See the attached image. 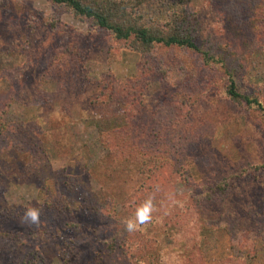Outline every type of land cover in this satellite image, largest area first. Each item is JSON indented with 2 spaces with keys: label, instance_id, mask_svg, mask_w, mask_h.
<instances>
[{
  "label": "rangeland",
  "instance_id": "rangeland-1",
  "mask_svg": "<svg viewBox=\"0 0 264 264\" xmlns=\"http://www.w3.org/2000/svg\"><path fill=\"white\" fill-rule=\"evenodd\" d=\"M190 6L196 42L230 49L240 90L264 104L263 20L238 18L233 1ZM135 12L163 21L166 0ZM99 80L111 81L105 95ZM222 82L194 53L157 45L141 56L50 0H0V119L33 146L0 151V209H68L0 221V232L33 233L22 248L0 240V264H19L32 244L44 264H63L67 243L66 264H91L111 239L133 264H264V116L222 97ZM147 200L151 221L126 230ZM180 204L195 231L172 227Z\"/></svg>",
  "mask_w": 264,
  "mask_h": 264
},
{
  "label": "trees",
  "instance_id": "trees-1",
  "mask_svg": "<svg viewBox=\"0 0 264 264\" xmlns=\"http://www.w3.org/2000/svg\"><path fill=\"white\" fill-rule=\"evenodd\" d=\"M50 1L55 5L65 6L77 19L87 21L89 25L104 30L110 35L112 41L120 42L123 46L139 52L141 56L149 54L157 45L172 46L194 53L200 63L209 68H215L221 73L223 78L221 86L222 97L239 105L245 110H249L250 112L254 111L259 115L264 116V104L259 97L253 92L240 90L237 69L234 66L236 57L232 54L230 49L224 45L212 42H196L197 19L196 14L191 10V0H166V17L163 21H158L154 18L145 20L140 14L135 12V7L145 0ZM232 1L236 4L237 8H235L236 11H234V13L239 14L238 18L241 17L242 12H248L247 14H244L246 16L244 21H247L251 16L253 18L251 19V22L260 19L264 22V0H227L229 3ZM228 15L230 16L231 14ZM238 18H236V21H238L237 23H239ZM96 84L97 91L100 93L102 92L104 95L106 94L105 90H103L105 85L109 84L107 87L110 88L112 85L110 80H99ZM13 132L9 126L2 123L0 119V136L3 137L4 140L10 139L13 141L9 146H7V141L6 143L3 141L0 145V151H7L8 149H15L18 151L33 150L32 145L27 144L24 147L21 144L22 139L15 142L14 135H12ZM8 135L11 137L8 138ZM38 154L40 155V151H38ZM42 161L43 160L40 159L36 169L44 164ZM262 166H264V164ZM41 191L42 188L39 189L38 195L42 196V199H46L47 191H43V193ZM44 202L45 203L40 205L37 209L43 210L42 208H44L49 210V208L52 207L53 211H68L65 207L61 209L54 200ZM196 204L198 205L197 201ZM87 206V204L82 203L79 204L77 209ZM172 207L175 210V216L172 217V227L177 230V232L180 233L183 228L190 226L193 231L197 229L195 217L187 212V210L191 209L190 205L180 204L178 206L172 205ZM26 209L27 208H20L6 211L4 208H1V223L6 225L8 221H11L18 216V219L21 218V220L31 223L24 219V212ZM75 211L76 208L71 210V212ZM9 231L10 230L0 232V235H4V237H0V240L6 239L11 241L14 239V241H17L18 248L22 245V247H25L32 239L31 237L33 233L31 236H28L29 232H27V230L21 234L13 230ZM36 232L39 234L38 236H40V233H42L43 230H36ZM27 239H29V241L25 242ZM40 239H42V236ZM111 241L114 243L109 242L107 245L103 244L101 250H96L94 252V258H96V260L95 263L92 261L91 264H133L131 257L127 255L128 248L125 243L115 244V240L111 239ZM66 246L68 249L61 254L63 264H66L70 260L71 250L69 243H67ZM11 249V252L14 254L16 248L13 249L11 247ZM18 263L44 264L43 259L33 244L31 248L25 252L24 256H21Z\"/></svg>",
  "mask_w": 264,
  "mask_h": 264
},
{
  "label": "clouds",
  "instance_id": "clouds-1",
  "mask_svg": "<svg viewBox=\"0 0 264 264\" xmlns=\"http://www.w3.org/2000/svg\"><path fill=\"white\" fill-rule=\"evenodd\" d=\"M153 205L150 200L145 201L143 204L136 208L135 216L125 221V227L128 231H135L141 225L148 224L152 219ZM26 220L33 224L39 223L40 210L35 207H28L24 212Z\"/></svg>",
  "mask_w": 264,
  "mask_h": 264
}]
</instances>
